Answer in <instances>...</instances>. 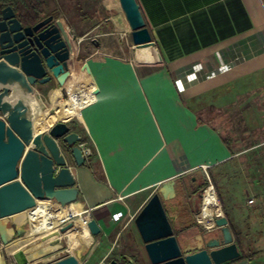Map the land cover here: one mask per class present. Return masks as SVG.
Here are the masks:
<instances>
[{
	"label": "crops",
	"instance_id": "1",
	"mask_svg": "<svg viewBox=\"0 0 264 264\" xmlns=\"http://www.w3.org/2000/svg\"><path fill=\"white\" fill-rule=\"evenodd\" d=\"M137 2L153 45L134 46L129 26L118 9H111L114 11L103 22L99 21L86 33L79 32L80 25L65 23L76 34L79 45L88 34L97 32L92 40L96 39L99 46L91 40V48L75 56L71 80L63 89L50 86L56 89L52 92L66 94L68 101H61L58 93L55 99L52 96L47 99L44 93L48 87L36 88L44 110L50 101L56 111L50 116L45 113L43 120L47 116L46 122L51 126L61 120L58 114L64 121L70 119L71 131L86 140L93 152L82 167L71 162L79 195L76 203L64 209L67 214L64 220L76 218L78 236L72 244L66 235L74 230L54 231L60 237L56 240L67 238L69 247H75L74 255L80 264L96 258L95 248L76 247L80 242L86 245L93 242L91 237V242L85 243L80 236L85 220L97 222L101 233L96 237L101 236V243L112 237L117 243L125 230L137 232L136 217L166 182L182 183L204 167L214 174L226 173L235 166L241 152L264 153V144L236 151L235 145L228 146V139L215 125L225 120L227 106L236 105L253 121L261 113L259 106L264 107V0ZM81 56L85 59L80 60ZM201 112H208L209 119H203ZM236 196L239 198L229 195L227 199L228 222L243 239L252 235L256 252L260 253L264 249L263 206H254L255 202L249 204L244 196ZM187 201L180 209L172 206L174 212L177 210L174 217L166 209L176 235L178 231L195 233L189 239L178 238L184 251L194 253L203 248V236H216L220 232L207 233L201 227L198 232L190 218L195 213V196L190 195ZM169 204L166 203L167 207ZM49 208L53 212L61 209L54 203ZM182 211L190 220L184 219ZM118 214L122 217L113 221ZM39 217L37 209L16 215L11 218V227L25 228L26 238L36 237L41 234L32 232L42 231ZM21 240L12 244L9 258L2 259L1 264H16L13 256L20 252L29 263L42 255L36 250L26 253L23 247L29 241ZM53 246L50 251L55 256L47 264L73 254L65 250L60 256L61 243ZM110 251L109 246L100 255ZM247 261L233 264H249Z\"/></svg>",
	"mask_w": 264,
	"mask_h": 264
},
{
	"label": "water",
	"instance_id": "2",
	"mask_svg": "<svg viewBox=\"0 0 264 264\" xmlns=\"http://www.w3.org/2000/svg\"><path fill=\"white\" fill-rule=\"evenodd\" d=\"M103 0L106 9L120 10L129 26L134 46L153 45L151 34L137 0ZM79 40L61 20L50 16L33 27H24L11 7L0 21V264L17 239L27 237L25 228H13L11 218L36 210L39 203L67 208L76 203L79 189L71 162L85 164L68 121H57L44 131L36 122L44 107L36 84L53 81L62 89L71 80V67ZM92 43L99 46L96 39ZM49 75V76H47ZM179 183L163 184L135 219L150 264H228L241 257L225 216L216 220L219 234L203 236V248L191 253L179 244L164 204L179 196ZM71 223L60 228L65 233ZM87 228L92 237L101 233L95 220ZM16 264H29L24 253L13 256ZM125 259L132 261L130 258ZM50 264H80L70 254ZM109 264H120L112 260Z\"/></svg>",
	"mask_w": 264,
	"mask_h": 264
},
{
	"label": "rangeland",
	"instance_id": "3",
	"mask_svg": "<svg viewBox=\"0 0 264 264\" xmlns=\"http://www.w3.org/2000/svg\"><path fill=\"white\" fill-rule=\"evenodd\" d=\"M104 8L105 7L102 6L100 0H56L55 3L51 4V9L56 10L59 15L58 20H61L64 24L71 23L73 25H80L79 32L81 31V33H86V30H89L90 27L96 25L99 21L103 22L104 19L107 18V14H111L112 11H114H107L104 10ZM103 13L106 16L103 15ZM83 21H87V23L83 24ZM96 33L97 32L88 34L89 36H87L80 45L76 42L74 43L76 46V55L80 54L82 50L83 52H85L86 48H91V40L96 35ZM55 90L53 89V91ZM53 94L54 92H52L50 96L46 95V98L49 99L48 97L53 96ZM53 99H55V97H53ZM62 100L68 101V98L64 93L61 94V101ZM58 101H60V99ZM254 101L255 103H258L259 100L256 99ZM45 106L46 108L44 112L47 114V116L54 115L56 113L55 108L50 101H47ZM258 109L261 111V113H257V115L254 116L255 119L253 118V121L250 118V115H243L239 107H237L236 105L227 106V108L224 109V112H226V114H224L225 120L221 123H215L220 132L225 136L226 139H228L230 145H235L236 151H245L246 149L255 147L256 145L264 144V107L260 105ZM208 114V112H201L200 115L203 119L208 120ZM46 117L45 120H43V118H40V126L39 128H36L37 131L46 129V125L44 123V121H46ZM62 119L65 120L64 118ZM261 156H264V153H260L257 151L252 152V150H249L245 153L241 152V154H239V157L237 158V163L235 164V166L229 169L226 173L219 172L214 174L211 173L210 170L204 171L202 169L186 177L182 183L179 181V196L174 201L168 202V204L170 203L168 207L166 205L167 209H169V214L174 217L173 215H176L177 210L175 209L174 212L172 206H175L178 209L182 208L185 202H188L187 200L190 195L195 196L194 209L195 213H197L202 206L203 195L205 191H207L211 186H213L214 188L215 193H212H214L218 198L217 201L220 205L221 213H223L224 216V209L227 212L226 207L229 195L235 196L236 198H239L238 196H236V194L244 196L246 201H250V199H252L255 202L254 206L261 205L264 209V160ZM226 181L227 183L225 184ZM192 187L195 188L192 189ZM222 206L224 207V209ZM182 212H184L185 220H190L191 218L193 222L195 221L194 212V215H191L190 218L186 216L188 214H185V211ZM74 220H76V218H72L64 226L74 223ZM195 226L197 227L198 232H201V229L199 228L200 226H197V223L195 224ZM62 227H59L56 230L53 229L49 233L41 234L32 238H25L20 241H29V245L27 247H23V250L26 253L31 250H36L37 253L42 254L38 256L39 258L31 260V264L37 261H42L41 264H47L48 262L53 260L55 253L51 252L50 250L56 243H61V247H63L60 250V256H62L63 253L65 254V250H70L69 252H72L74 254L75 247H69L66 236V239L56 240L60 237L55 235L54 231H57V233H61L60 228ZM131 233L132 232L130 228L125 230L123 236L118 240L117 243L114 242V239L112 237L109 238V240H106L103 244L101 243L102 240H100V236L92 237L93 242L90 245H86L80 242L76 247H89L90 249L95 248L94 258H96L88 264H109L112 260H117L121 264H150L145 252L144 243L140 238L138 230L136 233L134 232V234ZM194 234L195 233L181 234L178 231L176 236L181 241V239L183 238H192ZM249 237L247 238L246 236L245 238L247 239H243L241 237L243 248L242 251L245 254L253 253L256 251L253 242L254 238L252 235H249ZM50 239H52V241H49ZM180 241L179 244L182 245ZM109 246L111 247L112 251H110L108 254L106 253L107 255H100V253L105 252V249H107ZM44 250L48 252L43 254L42 251ZM126 256H130L133 260V263L132 261L125 259ZM104 257L106 258L103 260L102 258ZM256 261H260L264 264V249H262V251L250 261L248 260L247 263L250 264L251 262Z\"/></svg>",
	"mask_w": 264,
	"mask_h": 264
},
{
	"label": "trees",
	"instance_id": "4",
	"mask_svg": "<svg viewBox=\"0 0 264 264\" xmlns=\"http://www.w3.org/2000/svg\"><path fill=\"white\" fill-rule=\"evenodd\" d=\"M56 0H0V21L2 16V11L7 8L11 7L14 12L17 15L18 20L22 23L25 27H32L38 24L41 20L44 18H48L50 16H53L55 20L59 19V15L56 10L51 9V4L55 3ZM1 50V48H0ZM80 60H84L85 57L81 56L79 57ZM43 118V116L41 117ZM39 121L37 122L36 128H39ZM226 140V139H225ZM86 141L82 138L81 140ZM228 146H230V143L228 140H226ZM187 190V188H186ZM224 209V207H223ZM224 213L226 218L228 219V214L224 209ZM193 222V220H192ZM230 224V230L233 233L235 237V243L237 244L239 251L241 252V257L238 260H235L233 262H230L228 264H233L237 262H243L247 260H251L254 258L258 252H253L249 254H245L242 251V240H241V234L236 231V228ZM121 264V263H120ZM135 264V263H134Z\"/></svg>",
	"mask_w": 264,
	"mask_h": 264
},
{
	"label": "bare ground",
	"instance_id": "5",
	"mask_svg": "<svg viewBox=\"0 0 264 264\" xmlns=\"http://www.w3.org/2000/svg\"><path fill=\"white\" fill-rule=\"evenodd\" d=\"M44 113L38 118V120L42 116L44 118ZM58 117L61 119L59 121H64L61 118L60 114H58ZM38 120H37V122H38ZM37 122H36V125H37ZM44 123H45L46 129H47L50 125H48V123L46 121H44ZM36 131H37V129H36ZM42 131H44V130H42ZM37 132H39V131H37ZM203 202H204V208H203V211H202L200 217L206 223V225H208L207 223H210V225H212L211 217L213 216V213L216 212L218 215H220L221 214V208H220V205H219V203L217 201L216 195L214 193H212L211 189L207 190V192L205 193ZM49 205L39 203L37 211H38V214L40 215L39 220H40V225L42 227V229H41L42 231L40 233H38L37 231H33L32 234H37L38 235V234L47 233V232L51 231L53 228H55L56 226L60 225L63 221H65L64 219L67 218V214H66V212L64 210L65 208L61 207L60 210H57V211L53 212L49 208ZM33 211H35V210H33ZM33 211H31V212H33ZM30 215H31V213H30ZM36 221H37V225L39 226L38 218L36 219ZM60 221H62V222L59 224ZM54 225H56V226H54ZM71 230H74V231L70 232L66 236L68 237L69 241L73 244L74 240L78 236V232H75V230H77L76 228L71 229ZM71 230H69V231H71ZM80 236L84 239L85 243H88L89 240L91 242V237L92 236H91L86 224H85V226L83 225V232L80 234Z\"/></svg>",
	"mask_w": 264,
	"mask_h": 264
},
{
	"label": "built area",
	"instance_id": "6",
	"mask_svg": "<svg viewBox=\"0 0 264 264\" xmlns=\"http://www.w3.org/2000/svg\"><path fill=\"white\" fill-rule=\"evenodd\" d=\"M1 118V117H0ZM69 120V119H68ZM78 146H79V148L82 150V152H83V156H84V158H85V162L86 161H89V159L93 156V152H92V150H91V148L89 147V145H88V142L87 141H81V142H79L78 143ZM203 170L204 171H207L208 170V168L207 167H204L203 168ZM212 190V192H214L215 193V191H214V188H213V186H211L208 190ZM207 191H205V193H206ZM205 193H204V195H205ZM204 195H203V200H204ZM217 200H218V198H217ZM254 203V201L253 200H250L249 201V204H253ZM203 208H204V202L202 203V206H201V208H200V210H198V212L197 213H195V221H196V223L205 231V232H207V233H209V232H213V231H215V230H218V228H217V226H216V220H217V218H219V217H222V216H224L223 215V213H221L220 215H218L216 212H214L213 213V216L211 217V221H212V225H210V226H207L206 225V223L201 219V217H200V215H201V213H202V211H203ZM122 217V214H118V215H116V216H114V218H113V221H118L120 218ZM73 217H69L67 220H65V221H63L60 225H59V227H62V226H64L69 220H71ZM90 220H85V224H86V226H87V224H88V222H89ZM31 227H33L34 225L31 223V225H30ZM59 227H57V228H59ZM52 231V230H51ZM50 231V232H51ZM68 253H70V252H68ZM68 256V255H67Z\"/></svg>",
	"mask_w": 264,
	"mask_h": 264
},
{
	"label": "flooded vegetation",
	"instance_id": "7",
	"mask_svg": "<svg viewBox=\"0 0 264 264\" xmlns=\"http://www.w3.org/2000/svg\"><path fill=\"white\" fill-rule=\"evenodd\" d=\"M44 19H46V18H44ZM43 19V20H44ZM42 21V20H41ZM25 27V26H24ZM33 27V26H32ZM47 76H49V75H47ZM50 86H55V83L53 82V81H51L50 83H48V84H45V85H41V84H36L35 85V90H36V88H46V87H48V89H47V92L46 93H44V95H45V97H46V95H51V92L53 91V89L54 88H52V87H50ZM60 94V96H61V93L59 92V91H56V92H54V94H53V96H52V99H53V97H55V95L56 94ZM195 187H192V189H194ZM188 190H190V189H188ZM187 193H188V191H187ZM190 195V194H189ZM164 206H165V209L167 208L166 207V203L164 204ZM166 211H167V213H168V210L166 209Z\"/></svg>",
	"mask_w": 264,
	"mask_h": 264
}]
</instances>
